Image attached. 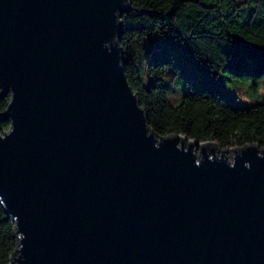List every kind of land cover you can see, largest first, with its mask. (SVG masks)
Wrapping results in <instances>:
<instances>
[{"label": "water", "instance_id": "1", "mask_svg": "<svg viewBox=\"0 0 264 264\" xmlns=\"http://www.w3.org/2000/svg\"><path fill=\"white\" fill-rule=\"evenodd\" d=\"M130 4L0 0L5 264H264V145L153 130L120 46Z\"/></svg>", "mask_w": 264, "mask_h": 264}, {"label": "trees", "instance_id": "2", "mask_svg": "<svg viewBox=\"0 0 264 264\" xmlns=\"http://www.w3.org/2000/svg\"><path fill=\"white\" fill-rule=\"evenodd\" d=\"M119 15L120 46L127 78L139 94L149 125L157 134L176 131L194 138H213L219 145L256 141L264 145V94L247 105H233L214 81L191 85L178 102H171L163 81L164 60L148 63L146 83L136 65L147 33L180 41L199 57L213 76L221 69L251 80L254 92L264 85V0H131ZM10 92L0 97L5 108ZM9 120L0 122V129ZM14 221L0 202V264L15 248Z\"/></svg>", "mask_w": 264, "mask_h": 264}, {"label": "rangeland", "instance_id": "3", "mask_svg": "<svg viewBox=\"0 0 264 264\" xmlns=\"http://www.w3.org/2000/svg\"><path fill=\"white\" fill-rule=\"evenodd\" d=\"M161 60L165 61L163 81L171 102H178L191 85L204 86L212 81L233 105H247L258 99L261 91L264 94V85H259L256 94L248 77L231 75L225 69L213 76L203 61L185 49L180 41L164 34L147 33L141 40L136 58L137 70L146 83L152 79L148 63Z\"/></svg>", "mask_w": 264, "mask_h": 264}, {"label": "bare ground", "instance_id": "4", "mask_svg": "<svg viewBox=\"0 0 264 264\" xmlns=\"http://www.w3.org/2000/svg\"><path fill=\"white\" fill-rule=\"evenodd\" d=\"M228 153L231 154V153H232V149H229V150H228Z\"/></svg>", "mask_w": 264, "mask_h": 264}]
</instances>
